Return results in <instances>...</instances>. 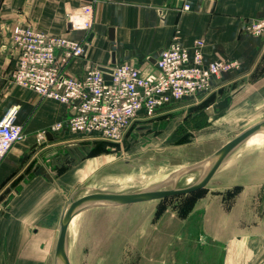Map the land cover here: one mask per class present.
I'll return each mask as SVG.
<instances>
[{
	"label": "rangeland",
	"instance_id": "obj_1",
	"mask_svg": "<svg viewBox=\"0 0 264 264\" xmlns=\"http://www.w3.org/2000/svg\"><path fill=\"white\" fill-rule=\"evenodd\" d=\"M232 90L177 102L152 119L134 121L121 142L93 141V157L99 158L93 175L68 193L40 172L32 196L43 203L50 195L61 200L35 225V230L52 227L47 264H53L59 218L73 194L78 199L156 191L173 179L174 186L184 188L211 154L264 120L263 104L240 106ZM226 98L228 106L214 112ZM14 145L22 152L18 168L28 172L33 146L25 145L24 133ZM54 163L71 167L64 156ZM8 190L15 196L14 188ZM8 190L0 193V211ZM66 240L70 264H264V142L237 146L195 192L88 210L68 226Z\"/></svg>",
	"mask_w": 264,
	"mask_h": 264
},
{
	"label": "crops",
	"instance_id": "obj_2",
	"mask_svg": "<svg viewBox=\"0 0 264 264\" xmlns=\"http://www.w3.org/2000/svg\"><path fill=\"white\" fill-rule=\"evenodd\" d=\"M90 3L91 29L70 30L67 15ZM182 3L189 10H180ZM263 14L264 0H0V119L15 109L25 145L33 146V167L28 172L18 168L22 152L15 145L0 164V193L15 189V196L8 190L9 200L1 203L0 264H47L52 227L35 230V225H41L44 210H56L61 200L50 195L43 203L32 196L39 174L46 171L50 185L60 183L68 193L93 175L99 159L93 157V141L98 139L91 134L55 132L38 143V148L34 146L37 135L67 117L69 109L12 81L17 57L9 33L14 25H30L49 35L82 42L84 57L72 59L65 68L72 76H82L93 66L110 67L112 53L116 62L132 61L153 71L155 60L175 35L188 49L200 39L205 62H239L237 69L213 80L212 93L233 89L240 106L247 102L253 106L264 105V33L251 36L244 25ZM111 28L112 41L108 39ZM56 155L64 156L71 167L55 166Z\"/></svg>",
	"mask_w": 264,
	"mask_h": 264
},
{
	"label": "built area",
	"instance_id": "obj_3",
	"mask_svg": "<svg viewBox=\"0 0 264 264\" xmlns=\"http://www.w3.org/2000/svg\"><path fill=\"white\" fill-rule=\"evenodd\" d=\"M180 10H189L188 4L182 3ZM92 19V3L67 15L73 31H89ZM244 31L251 36L262 35L264 14L245 22ZM9 43L17 57L12 81L41 99L69 109L67 117L37 135V144L47 141V133L61 131L121 142L134 121L152 119L174 103L211 94L214 79L239 67L235 60L205 62L202 40H195L188 49L175 35L155 60L153 71L122 61L105 68L108 72L93 66L82 76H72L65 68L72 59L84 57L82 42L16 24L10 30ZM22 134L12 108L0 119V164Z\"/></svg>",
	"mask_w": 264,
	"mask_h": 264
},
{
	"label": "water",
	"instance_id": "obj_4",
	"mask_svg": "<svg viewBox=\"0 0 264 264\" xmlns=\"http://www.w3.org/2000/svg\"><path fill=\"white\" fill-rule=\"evenodd\" d=\"M108 39L113 40V29L111 28L108 33ZM115 54L111 55V65H114ZM104 72H108L105 68H99ZM229 98L220 101L213 107L214 112L221 111L228 106ZM264 131V120L253 125L249 129L245 130L232 140L228 141L217 151L211 154L205 161V171L202 176L195 183L188 185L184 188H177L171 190H163L158 192L141 193V194H115V193H94L82 196L75 199L73 194L64 209L61 212L59 218V232L55 243L53 264H68L67 255V228L71 220L79 216L80 214L95 208H115L128 206L138 203L149 202L153 200H161L171 196L184 195L195 192L203 188L212 178L217 171L222 161L229 155L233 149L240 144L244 143L251 136ZM50 139V134L47 133V140Z\"/></svg>",
	"mask_w": 264,
	"mask_h": 264
},
{
	"label": "bare ground",
	"instance_id": "obj_5",
	"mask_svg": "<svg viewBox=\"0 0 264 264\" xmlns=\"http://www.w3.org/2000/svg\"><path fill=\"white\" fill-rule=\"evenodd\" d=\"M264 142V131H261V132H259V133H257V134H255V135H253V136H251L249 139H247L246 141H244V143H248V144H250V145H255V146H259V145H261L262 143ZM198 167V166H197ZM192 168V167H191ZM194 168V167H193ZM205 168H206V166L205 165H202V166H200V167H198V168H196V169H194V170H196L195 172H197V174H198V177H197V179L196 180H198L199 178H200V176H202V174H203V172L205 171ZM188 173H190V172H188ZM187 173V174H188ZM178 176V175H177ZM184 177V176H183ZM192 178V177H191ZM196 180L195 181H190V179H188V183H189V185H191V184H193V183H195L196 182ZM175 181H176V179L174 180L173 179V182L169 185V184H167V186L165 187V188H162L161 190H156V191H152V190H149V191H142V189H141V191L142 192H140V193H134V194H143V193H150V192H158V191H163V190H171V189H174L175 188V186H174V183H175ZM114 182V181H113ZM105 193V192H104ZM92 194V193H91ZM74 220V219H73ZM73 220H71L70 221V223H69V225L73 222ZM68 225V226H69ZM73 226V225H72ZM68 264H70L69 263V261H68Z\"/></svg>",
	"mask_w": 264,
	"mask_h": 264
}]
</instances>
